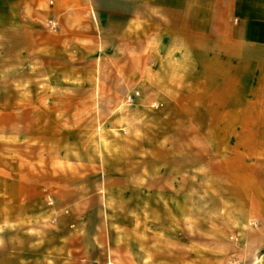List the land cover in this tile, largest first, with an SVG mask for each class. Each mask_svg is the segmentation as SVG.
I'll use <instances>...</instances> for the list:
<instances>
[{"label": "crops", "instance_id": "1", "mask_svg": "<svg viewBox=\"0 0 264 264\" xmlns=\"http://www.w3.org/2000/svg\"><path fill=\"white\" fill-rule=\"evenodd\" d=\"M20 4L46 10L56 23L53 40L57 48L96 42L103 22L111 30L128 29L135 77L138 64L142 67L145 62L152 93L168 95V104L179 112L200 115L165 119L168 128L162 132V153L184 158L187 148L200 151L191 143L216 142L222 136L220 147L203 148L211 150L208 156L227 160L193 168L195 173L203 170L209 175L205 187L210 190L211 217H184L179 210L177 217H165L164 209L157 217H84L85 199L90 195L85 191L84 174L89 175L90 168L100 173L99 162L91 160L89 141L99 137L76 127L66 132L71 136L60 137L67 143L58 146L57 129L35 124L31 132L41 140L33 142L32 150H43L45 161H50L44 167L48 176L32 177L30 182L25 166L26 125L19 119L3 118L0 264H27L26 254L31 251L27 236L45 239L44 245L32 246L33 264H264V0H23ZM249 103L260 104L256 107L261 109L260 120L227 116V110L250 108ZM243 126L261 129L248 133L251 129ZM246 140L261 141V148L251 152L238 144ZM173 141L178 142V149L170 144ZM53 150H69L61 153L67 159L59 170ZM151 150L148 157L155 156L154 145ZM176 167L181 180L177 185L164 182L152 188L177 190L180 208L186 204L180 191L185 190L191 171H186L184 161ZM64 174L74 176L73 181H64ZM49 189L57 196L63 190L73 194L69 202L50 209L62 208L64 215L27 217V207L35 214L45 206ZM74 205L75 215L71 213ZM44 219L56 222V228L27 232V223L39 224Z\"/></svg>", "mask_w": 264, "mask_h": 264}, {"label": "rangeland", "instance_id": "2", "mask_svg": "<svg viewBox=\"0 0 264 264\" xmlns=\"http://www.w3.org/2000/svg\"><path fill=\"white\" fill-rule=\"evenodd\" d=\"M21 1L0 0V120L19 119L26 125L25 166L29 181L32 177H47L44 167L50 161H45L43 150L41 153L32 150L33 142L41 138L31 131L37 126L50 131L57 129L59 134L55 138H59L57 144L61 146L67 141L62 142L60 137H69L67 131L83 127L82 130L89 131L90 137H99L97 141L90 140L89 147L91 160L95 158L100 169L99 174H94V168H90L89 175L84 172L85 191L90 194L85 199L84 217H157L162 209L165 217H177L178 210L184 217H211L210 190L205 187L209 175L203 170L195 173L193 168L204 169L227 160L223 156H208L211 150L203 148L209 144L220 147L223 145L222 136L212 143H191L200 151L187 148L184 158L162 153V132L168 128L165 119L200 115L197 111L179 112L168 104V95L152 93L147 85L145 62L142 67L138 64V77H135V67L129 58L128 29L111 30L103 22V32H97L96 42L83 43L87 47L64 45L57 48L53 40L56 26H50L52 19L46 10H33L21 5ZM250 97L254 98V94ZM248 105L250 108L227 110V116L260 120L261 109L256 108L260 104ZM217 113L218 117L222 116L221 111ZM217 128L221 129L220 126ZM241 128L251 129L247 132L253 133L252 129H261V126ZM1 140L0 137V143ZM259 143L261 145V141L246 140L238 144L255 152L261 148ZM170 144L178 149L177 141ZM152 145L155 156L148 157ZM132 149L137 151V157H133ZM68 151L53 150L58 170L63 168V159L66 158H62L61 153L67 154ZM182 161L191 174L186 175V188L180 191V199L186 204L179 208L177 190L152 187L164 182L177 185L181 180L176 174V166ZM65 175L62 176L64 181H73L74 176L67 174L66 178ZM45 195V206L38 207L35 214L27 207V217H62V208L53 212L50 209L62 206L73 197L67 190L57 196L49 189ZM74 207L72 211L69 209L73 215L77 214ZM63 212L66 214L67 209ZM53 228H56V222L51 219L26 225L29 233ZM44 240L27 236L26 245L31 250L26 254L27 264H33L30 261L35 257L32 246L35 243L44 245Z\"/></svg>", "mask_w": 264, "mask_h": 264}, {"label": "built area", "instance_id": "3", "mask_svg": "<svg viewBox=\"0 0 264 264\" xmlns=\"http://www.w3.org/2000/svg\"><path fill=\"white\" fill-rule=\"evenodd\" d=\"M50 26L52 27V28H55V26H56V23L54 22V21H50Z\"/></svg>", "mask_w": 264, "mask_h": 264}]
</instances>
